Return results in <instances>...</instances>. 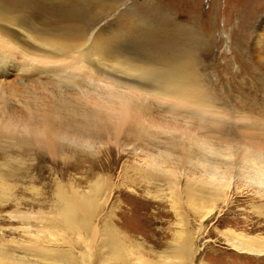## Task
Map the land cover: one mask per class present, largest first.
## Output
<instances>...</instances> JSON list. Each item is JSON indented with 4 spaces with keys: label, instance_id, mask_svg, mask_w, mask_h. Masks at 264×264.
<instances>
[{
    "label": "rangeland",
    "instance_id": "1",
    "mask_svg": "<svg viewBox=\"0 0 264 264\" xmlns=\"http://www.w3.org/2000/svg\"><path fill=\"white\" fill-rule=\"evenodd\" d=\"M0 1L14 16L22 15L19 8L31 12L39 33L50 21L66 19L81 27L87 40L109 37L126 55L167 38L190 49V32L203 45L191 48L201 83L230 112L204 124L160 107L151 106L150 114L138 107L136 115L130 112L120 121L114 106L101 98L102 83L86 68L55 75L47 63L30 64L0 46V190L7 186L10 192L0 205L2 255L17 247L12 241L29 239L21 231L26 221L11 218L16 198L22 200L19 211L46 216L58 184L84 192L104 179L107 200L103 211L101 203L95 207L91 239L83 235L73 249L66 245L73 241L65 228L48 226L41 235L50 241L43 242L46 248L98 250L104 214L113 215L115 226L140 245L143 261L133 249L129 264H159L156 255L186 234L201 264H264V255L232 246L234 234L264 235V213L257 212L264 203V26L254 31L264 16V0ZM255 41L259 48L252 51ZM15 137L24 139L30 151L15 147ZM4 175L12 178L3 182ZM148 175L156 181H146ZM167 176L180 181L179 201L169 193ZM215 184L225 186L216 188L221 195L210 202L213 213L188 204L186 185L215 189ZM177 259L171 263L189 264ZM0 264L11 263L0 257Z\"/></svg>",
    "mask_w": 264,
    "mask_h": 264
},
{
    "label": "bare ground",
    "instance_id": "2",
    "mask_svg": "<svg viewBox=\"0 0 264 264\" xmlns=\"http://www.w3.org/2000/svg\"><path fill=\"white\" fill-rule=\"evenodd\" d=\"M4 4L0 1V46L5 48L11 55L30 64L47 63L53 67L52 70L55 75L63 74L65 71H71V69L82 72L86 68L91 75L97 77L98 81L102 83L104 93L101 98L105 99L107 104L114 106L115 114L120 121L128 117L130 112L131 116L134 113L136 115L138 107L139 112L149 113L147 111L151 112V106L154 109L157 107L165 109L169 115L172 112H175L173 114L177 113V115L183 113L185 115L181 114L180 117L189 116V118L191 117V119L204 124L218 115H230V112L224 107L221 108V104L216 102L213 94L201 83L191 48L195 50L203 45L199 38L193 37L190 32L186 35V40L190 43V49H185L184 46L181 47L178 44L172 45L174 44V38H167L161 45H152V48H145L142 53L126 55L127 53L122 51L119 48L120 46L115 49L109 37L96 36L92 40H87L82 28L66 19L50 21L45 26L46 31L39 33L41 29L39 32L35 30L33 22L35 17L31 12L25 8H19L22 15L14 16L11 12L3 9ZM76 13L80 14V11L76 10ZM258 21L256 27H254L255 32L263 28L264 16L259 18ZM148 27H145V29L147 30ZM166 32L164 33L166 34ZM166 35L173 36L171 33ZM180 38L182 37L179 33H176V39ZM184 41L185 39H183ZM143 45H145V42ZM252 45V51L259 48L256 41ZM105 56L110 59V62L105 60ZM149 99L152 103L155 102L156 105L155 103L151 105ZM60 110L64 111L65 109L60 107ZM173 116L167 117L173 119L175 118ZM61 120L65 119L62 118ZM63 128L65 129V127ZM12 140L13 145L19 150L24 153L30 151L24 139L15 137ZM11 178L12 175H4L1 180L6 182ZM103 180H95V183L92 182L93 184L84 192H78L75 189L67 191L64 186L58 184L46 216H39L38 211L37 213L19 211L22 200L16 198L14 200L16 210L13 212L14 215L11 214V218L26 221V224L21 226L22 230H20L29 239L12 241L17 247L11 249L5 255H2L4 253L0 251V257L11 264H129L134 249L138 252L137 258H143L139 255L140 245L130 240L124 232L115 226L112 219L113 215L101 214L100 224L102 225L97 231L99 248L94 252L80 250L74 253H65L50 250L43 245V242L50 243V241H43L41 236L45 231H49L48 226L65 228L70 233L73 241L71 244L69 240L66 245L73 249L76 245L79 246L80 240L84 241L83 235L91 239L94 228L92 216L95 207L101 203L100 210L103 211L102 203L107 200L102 194V188L105 186ZM145 180L148 182L156 181L153 175H148ZM178 181L174 177L168 176L165 179V183L169 187V193L175 199L179 196ZM210 187L186 185L183 192L186 194L188 204L193 206L194 210L205 209L207 211L206 215L213 213V205L210 206V202L213 203L217 198L219 199L221 193L218 189L222 188L217 184L214 186L215 189H210ZM3 188L5 189L0 190V205L6 203L7 198L10 196V192L6 191L8 187L3 186ZM179 198L181 197H178V201ZM215 206L217 207L216 204ZM194 210L193 214L195 213ZM257 212L264 213V203ZM195 214L194 216H197ZM181 218L183 219V216ZM179 236L183 237V234L179 233ZM234 240L235 244L232 246L241 253H247L255 257L264 255V235L239 233L234 234ZM193 243L195 242L191 236L186 234L184 239L176 241L169 248V251H163L160 255H156L159 258L158 263L172 264L171 260L180 258L189 261V264H201L200 259L197 258L198 249ZM143 259L141 260L143 261ZM141 260L139 261L141 262Z\"/></svg>",
    "mask_w": 264,
    "mask_h": 264
}]
</instances>
